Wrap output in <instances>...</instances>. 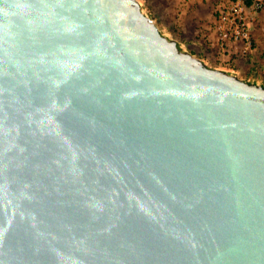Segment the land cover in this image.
I'll list each match as a JSON object with an SVG mask.
<instances>
[{"label": "water", "instance_id": "95a60500", "mask_svg": "<svg viewBox=\"0 0 264 264\" xmlns=\"http://www.w3.org/2000/svg\"><path fill=\"white\" fill-rule=\"evenodd\" d=\"M0 264H264V86L140 0H0Z\"/></svg>", "mask_w": 264, "mask_h": 264}, {"label": "rangeland", "instance_id": "374dc122", "mask_svg": "<svg viewBox=\"0 0 264 264\" xmlns=\"http://www.w3.org/2000/svg\"><path fill=\"white\" fill-rule=\"evenodd\" d=\"M140 2L143 12L156 22L162 34L177 40L183 49L203 59L208 66L237 75L235 66V63H238L237 57L245 59L247 56H240V52L235 48L229 49L228 53L221 49L215 22L213 23L215 0H140ZM256 21L259 22L258 18ZM205 27L206 31H202ZM252 34L255 40V33ZM219 51L223 52L227 59L221 61ZM228 60H232L233 69L224 65ZM241 79L248 81L247 77L242 76Z\"/></svg>", "mask_w": 264, "mask_h": 264}, {"label": "built area", "instance_id": "2783aa9c", "mask_svg": "<svg viewBox=\"0 0 264 264\" xmlns=\"http://www.w3.org/2000/svg\"><path fill=\"white\" fill-rule=\"evenodd\" d=\"M264 12V0H223L214 13L215 31L222 50L235 48L246 57L256 48L253 38L255 19ZM226 50V51H225ZM232 60L224 64L233 69Z\"/></svg>", "mask_w": 264, "mask_h": 264}, {"label": "crops", "instance_id": "0c3cea01", "mask_svg": "<svg viewBox=\"0 0 264 264\" xmlns=\"http://www.w3.org/2000/svg\"><path fill=\"white\" fill-rule=\"evenodd\" d=\"M215 7L213 11V16L216 11L217 6L222 2L223 0H215ZM264 12H262L258 16V21H256V24L253 26V32L255 33V40H256V48L254 51H252L245 59L237 57V62L235 63L236 66V73L237 76L242 78L247 77V80L254 81L255 83H259L264 86ZM215 22V17L213 19V23ZM259 26V27H258ZM206 27L203 28L202 31H206ZM213 35L215 36V33L213 32ZM215 38V37H214ZM216 45V44H215ZM258 45V46H257ZM196 46V44H194ZM216 47V46H215ZM223 52L219 51V59L221 61L227 59L225 58ZM250 78V79H249Z\"/></svg>", "mask_w": 264, "mask_h": 264}]
</instances>
